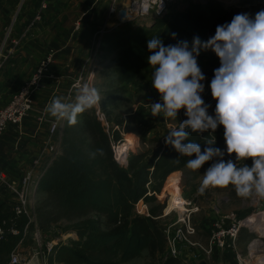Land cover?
I'll use <instances>...</instances> for the list:
<instances>
[{"label":"trees","instance_id":"trees-1","mask_svg":"<svg viewBox=\"0 0 264 264\" xmlns=\"http://www.w3.org/2000/svg\"><path fill=\"white\" fill-rule=\"evenodd\" d=\"M41 1L39 0V5ZM261 1L246 0L245 3L250 6L245 12L251 16L261 10L253 7L261 6ZM235 14L238 13L223 8L215 1L205 4L188 1L185 8L179 11H172L168 7L166 13L152 25L139 27L134 33L118 28L115 32H107L102 42H109L116 52L109 74H115L117 82L113 88L104 91L103 101V109L108 121L112 122L111 125L127 130L131 123V117L124 120L121 115H117L113 123L107 109L110 99L108 95H121L125 90L127 92L128 85L137 86L139 74L148 65V39L158 36L165 45L174 44L178 40L190 42L194 35L206 40L214 34L217 25L229 22ZM205 75L210 78L213 71ZM202 98L209 104L208 112L211 114L214 104L209 102V88ZM82 115L79 126L65 122L61 136V154L47 168L39 184L44 197L38 200L36 213L42 234L49 237L46 234L53 227L61 228V232L70 229L77 235L69 245L57 247L54 260L59 264H121L139 257L143 250L150 257H165L166 237L155 218L160 214L159 207L150 209V215H139L134 211V204L139 199L155 201L153 196L147 195V185L151 184L148 182L157 180L158 186H152L151 191H158L169 174L167 181H164L165 187L178 174L176 170L185 167V161L189 157L180 156L163 141L157 152L145 150L133 157L129 155L126 167H121L112 158L110 138L94 115L93 107ZM150 120L156 121L153 118H149ZM149 121L145 119L138 126L143 128ZM222 131V126H218L214 132L206 131L200 135L190 133L188 138L198 142L201 149L206 146V141L210 143L214 138L213 146L223 149ZM117 132L119 131L116 129L111 132L114 141L118 139ZM97 149L101 151L97 152ZM228 158L227 155L224 157ZM209 163L206 162L203 166L207 167ZM26 221L24 215H15L12 206L0 201V223L4 230V235L0 238V254L4 255V260L21 237ZM61 224L67 225L62 227ZM11 227L19 233L11 234ZM261 230L264 228L257 232ZM165 259L163 264L177 263L175 258Z\"/></svg>","mask_w":264,"mask_h":264},{"label":"rangeland","instance_id":"rangeland-1","mask_svg":"<svg viewBox=\"0 0 264 264\" xmlns=\"http://www.w3.org/2000/svg\"><path fill=\"white\" fill-rule=\"evenodd\" d=\"M188 1L191 0H179L170 4L169 8L172 11L182 10ZM109 2L110 0H48V3L45 1L46 8H42L44 10L40 12V16L45 21L53 18L52 21H55L56 25L58 23L63 26H70L69 29L71 30L73 38H71V41L66 47L63 43L49 45L48 29L43 27L36 34L41 45L37 44L35 49H40V52L37 50L34 52L29 51L27 45H24L22 49V54L25 55V52L28 54L27 59L21 61V65H24L25 68L22 76L23 83L30 78L41 59L48 52L51 53V61L47 70L50 78L44 81L40 88L42 90H39L40 93H44L35 100L38 104L35 105L34 103L28 113L29 115L34 110V107L37 108L40 102L44 103L37 116L44 118L41 123L42 138L44 137L45 129L49 121L54 118L44 111L45 106L53 97H60L64 102L74 100L78 90L73 88L74 85L72 86V84L79 78L84 83L89 79L90 74V81L97 91L99 85L104 88V84L106 85L110 81L108 72L112 68L116 52L103 49L104 40L103 42L101 41L100 45L96 46L98 37L95 36V32L101 28L102 22L106 17ZM245 2L246 0H237L236 5L228 9L235 13H244V7H246ZM234 3L235 0L233 1ZM259 3L262 5L253 7L264 9V0ZM77 25L78 27L76 28ZM119 25L118 29L124 28L131 33H134L136 29L142 27L138 26L135 21ZM107 27L110 28V25H107ZM52 29L56 30L54 24ZM113 31L115 32V30ZM108 48L112 49L111 44L108 45ZM197 63L204 77L206 76L205 73H210V71L218 67V59L210 51H201L197 57ZM211 78L205 77L203 81L205 87L201 95L207 91ZM151 79L152 67L146 65L138 76V80L136 81L137 86L128 85L127 92L125 90V94L118 96L115 101L112 100L114 94L108 95L110 99L109 102L106 101L107 109L113 121H115L117 115H121L124 119L131 117V123L128 129L120 128V131L117 132L118 139L115 141L116 145L114 144V152H112V158L114 160L122 162L126 160L128 163L129 155L133 157L145 150L157 152L163 145V136L166 135L167 131L170 128L176 127L178 122L185 119L183 112L181 116H177V119L166 118L161 115H152L150 108L147 107L153 101L156 94L155 90L151 87ZM212 100L211 98L209 102L215 104ZM103 101L105 100L101 95V103ZM42 113H44L43 116ZM149 118L156 119V121H149ZM145 119H148V124L143 126V128L139 127L138 125L142 124ZM162 120L164 122H161ZM229 158L232 157L229 156ZM116 163L118 164L117 161ZM205 168L202 166L198 170H190L183 167L180 170H176L178 174L171 178L164 187L168 174L160 187H158V191H151L152 186H158L157 180H151L148 182V184L150 182L151 184L147 185V195L153 196L156 200L144 201L142 199L143 210H147L148 214L150 209L159 207L160 214L155 218L158 221V225L162 228L166 239L168 237L173 241L174 248L177 250L174 253L176 256L175 260L177 261L176 264H194L200 259L205 260L206 264H217L219 261H228L230 264H264V242L262 240L264 239V230L257 232L264 228V200H258L252 196L247 198L238 197L231 185L225 187H209L203 193L198 192L197 189ZM172 183L188 203V211L183 212L177 209H171L165 213L168 208L167 201L172 195V192L169 194ZM43 197L44 195L41 196L39 190L38 200ZM187 215L189 216V220L186 218ZM231 215H233L234 220L239 224L240 229L234 241L236 250L231 245L227 247V243L229 242L227 241L226 246L220 247L216 245L207 253L206 251L210 249L211 234L215 230H218L219 233L227 231V227L231 224V221H228V217ZM100 219L103 220V218ZM247 219H251L255 225L252 226V223L247 221ZM188 222L192 225L194 233H186L185 229ZM65 225L67 224H61L62 227ZM60 229L52 227L46 235L59 239L60 245H69L72 241L71 237L76 235V233L70 229L61 232L59 231ZM253 240H258L260 247L253 245L254 248L251 250L248 246ZM32 242L33 239L30 235L26 239L24 248H31ZM189 242L196 243V245H191ZM236 251H238V257L236 256ZM169 254L172 255L170 252ZM165 257L168 258L169 256L167 255ZM165 257H150L148 252L143 250L139 257L121 264H163L166 260Z\"/></svg>","mask_w":264,"mask_h":264},{"label":"clouds","instance_id":"clouds-1","mask_svg":"<svg viewBox=\"0 0 264 264\" xmlns=\"http://www.w3.org/2000/svg\"><path fill=\"white\" fill-rule=\"evenodd\" d=\"M146 48L151 87L158 95V101L150 103L152 115L177 119L182 109L185 117L167 131L165 145L189 157L185 167L190 170L210 162L197 191L231 185L238 197L264 200V9L251 16L235 14L229 22L217 25L206 40L194 35L190 42L165 45L156 36L146 41ZM201 51H210L218 59L208 84L215 101L211 114L201 95L205 87L197 63ZM99 100L98 91L84 84L74 100L53 97L44 111L72 125L78 114ZM218 126L223 130V149L213 146L214 138L203 149L188 138L190 133L214 132ZM226 155L232 158L224 159Z\"/></svg>","mask_w":264,"mask_h":264},{"label":"built area","instance_id":"built-area-1","mask_svg":"<svg viewBox=\"0 0 264 264\" xmlns=\"http://www.w3.org/2000/svg\"><path fill=\"white\" fill-rule=\"evenodd\" d=\"M45 1L46 0L41 1L33 21L40 18V12L43 10L42 8H45L46 6ZM177 1L179 0H163V3L159 8L160 0H110L102 26L95 32V36L98 37L96 46L100 45L103 36L107 32L116 30V28L120 26L119 24L135 21L138 26L149 27L156 21L157 18L166 13L170 4ZM209 1L218 2L223 8L228 9L235 6L237 0H235L234 4V0H191V2L200 4H205ZM245 8L248 9L249 4H246V7H244V10L246 11ZM107 25H110V28H108ZM77 27L78 25L76 28ZM10 55L11 51L9 50L4 53L0 52V68L9 59ZM50 61L51 53L48 52L41 59L38 67L32 72L30 78L27 79L10 96L7 103L0 108V135L6 130L8 125H13L18 136L17 141L20 139V136L22 135V121L32 109L33 96L40 90L43 80L48 74L47 70ZM90 78L91 74L89 79L84 83L81 82V79L79 78L72 84V86L74 85L73 88L78 90L84 84H87L89 87H94ZM99 97L100 100L98 103L93 105V113L101 122L104 127V131L109 136L110 146L112 148V152H114L113 147L116 142L112 139L111 132L115 129L120 131V129L117 125H110L103 109L104 102L101 103V94H99ZM156 101H158L157 94H155L151 103ZM147 107L150 108V104L147 105ZM182 112V109L179 110L177 116H181ZM43 115L44 113H42V116ZM37 120L41 125L44 118L38 117ZM65 122V119H58L56 117L49 121L45 129L44 137L42 138V144L32 157L30 164L23 169L18 184L8 182L5 177V171L0 170V183L5 184L16 198V202L12 206L13 213L17 216L24 215L27 219L25 225L23 226L21 237L11 249L6 259L0 260V264H50V259L51 261L54 260L57 247L60 245V240L51 238L50 236L47 237L42 234L38 224L36 207L38 205L40 180L51 163L61 154V136ZM143 209L142 200L140 199L134 204V211L139 215H149L148 211H144ZM186 218L189 220L188 215ZM225 219H227V217H225ZM228 221H231V224L227 227V231L219 233L218 230H215V232L211 234L210 249L206 251L207 253H209L212 247H215L216 245L220 247L226 246L227 241H229L227 243V247H230L231 245L232 248L236 250L234 241L240 230L239 224L234 220L233 215L228 217ZM2 222L4 223V221ZM217 226H219V224H217ZM185 230L186 233H194L193 227L189 222L186 224ZM10 233L16 235L19 232L14 227H11ZM3 235L4 230L2 223H0V238ZM30 235L33 239L32 247L25 249L26 239ZM172 242L173 241L167 237L166 245H168V247H166L167 252L165 256L168 255L169 257L175 258L176 256L174 253L177 250L174 248ZM189 244L196 245V243L191 242H189ZM169 252L172 253V255L169 254ZM237 253L238 251H236V256L238 257L239 255ZM250 254L252 253L250 252Z\"/></svg>","mask_w":264,"mask_h":264},{"label":"crops","instance_id":"crops-1","mask_svg":"<svg viewBox=\"0 0 264 264\" xmlns=\"http://www.w3.org/2000/svg\"><path fill=\"white\" fill-rule=\"evenodd\" d=\"M38 6L39 0H0V52L11 51L9 59L3 64L0 71V108L7 103L12 92H15L23 83L22 76L25 68L24 65H21V61L26 60L28 57L26 52L25 55L22 54L24 45H27L29 51L34 52L37 50L40 52V49H35L37 44L41 45L39 39H37L38 35H36L38 30H41L43 27L48 29L49 45L63 43L66 47L71 38H73L69 29L70 26H63L58 23L56 25V22L52 21L53 18L46 21L44 18L32 21L38 11ZM51 21L52 23H50ZM53 24L56 30L52 29ZM122 30L126 29L123 28ZM103 44V49L115 52L113 48L109 50V42L105 43L104 41ZM108 75L110 76V81L106 85L104 84V88L100 85L99 87L97 86L98 92L104 98V90L113 88L117 82L115 74H111V72L109 74L108 72ZM49 78L47 74L43 83ZM40 91L34 94L33 104L35 103V105L38 104L35 100L44 93H40ZM118 96L120 94H114L113 100L115 101ZM43 105L44 103L40 102L38 107H34V110L24 118L21 127L22 135L18 141V136L13 125H9L0 135V170L5 171L6 180L10 183L18 184L22 170L30 164L32 157L42 144V125L38 123L37 116ZM89 109L91 110V108ZM82 113L76 117L75 125L77 126H79L83 119ZM110 123L112 124V122ZM5 165H9V168L8 166L4 168ZM42 195L43 193H41ZM1 200L5 201L9 206H13L16 202L14 194L3 183H0ZM76 237L74 235L71 239H76ZM0 260H4V255L0 254ZM50 264L59 263L50 259Z\"/></svg>","mask_w":264,"mask_h":264},{"label":"bare ground","instance_id":"bare-ground-1","mask_svg":"<svg viewBox=\"0 0 264 264\" xmlns=\"http://www.w3.org/2000/svg\"><path fill=\"white\" fill-rule=\"evenodd\" d=\"M116 145V144H115ZM113 150H114V147H113ZM118 162V165L121 166V167H126L127 165V161L124 160V162L122 161H118V160H115ZM170 193L172 192V195L171 197L169 198V200L167 201V212H169L168 210H171V209H177L178 211H183V212H186L188 211V208H187V202L184 200V198L182 197V195L180 194L179 190L177 189V187L175 185H173V183L170 185ZM247 221L251 222V219H247ZM255 223H252V226H254ZM257 231V230H256ZM256 247L258 245V247H260V243L258 240H253L250 244H249V249H253L254 246ZM257 251V250H255ZM254 252V251H253ZM263 259H264V256H263Z\"/></svg>","mask_w":264,"mask_h":264},{"label":"water","instance_id":"water-1","mask_svg":"<svg viewBox=\"0 0 264 264\" xmlns=\"http://www.w3.org/2000/svg\"><path fill=\"white\" fill-rule=\"evenodd\" d=\"M194 264H206V261L203 259H200L196 261ZM217 264H230V263H228V261H219Z\"/></svg>","mask_w":264,"mask_h":264}]
</instances>
